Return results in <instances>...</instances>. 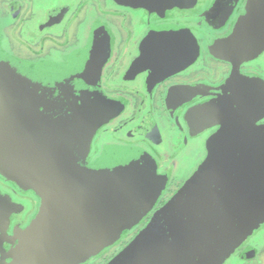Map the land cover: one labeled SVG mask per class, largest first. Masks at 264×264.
Returning a JSON list of instances; mask_svg holds the SVG:
<instances>
[{"label":"water","instance_id":"95a60500","mask_svg":"<svg viewBox=\"0 0 264 264\" xmlns=\"http://www.w3.org/2000/svg\"><path fill=\"white\" fill-rule=\"evenodd\" d=\"M263 50L264 0H248L233 33L211 47L234 66L225 95L190 111L221 125L205 159L106 264H224L264 223V125H256L264 87L254 105L239 85L240 64ZM103 58L59 66L0 54V175L41 197L8 264H84L140 224L164 191L166 178L142 148L112 146L87 160L117 111L101 90ZM13 210L0 192V236Z\"/></svg>","mask_w":264,"mask_h":264},{"label":"flooded vegetation","instance_id":"af4514ba","mask_svg":"<svg viewBox=\"0 0 264 264\" xmlns=\"http://www.w3.org/2000/svg\"><path fill=\"white\" fill-rule=\"evenodd\" d=\"M247 2L0 0V54L59 66H69L79 56L104 57L101 90L117 111L94 134L88 162L112 146L139 147L156 160L158 174L166 178L161 197L137 228L147 224L206 157L207 141L221 125L207 115L192 118L190 111L225 95L223 86L234 66L214 55L211 47L233 33ZM239 73L246 102L251 96L257 105L264 87V50L243 61ZM256 125H264V115ZM0 192L14 203L6 236H0V261L5 258L3 264H8L11 246L15 249L23 241L41 197L2 175ZM245 241L233 264L254 258V246Z\"/></svg>","mask_w":264,"mask_h":264},{"label":"rangeland","instance_id":"374dc122","mask_svg":"<svg viewBox=\"0 0 264 264\" xmlns=\"http://www.w3.org/2000/svg\"><path fill=\"white\" fill-rule=\"evenodd\" d=\"M187 179V178H186ZM185 178L182 181L186 180ZM145 225H139L132 232H130L127 236L122 237L116 243H114L111 247L106 249L101 254L95 256L84 264H106L111 258H113L119 251H121L136 235L137 233L144 227ZM246 245L251 244L254 246L255 255L254 258L248 260L245 264H264V223L258 227L254 233L246 239ZM240 246L226 259L224 264H233L234 259L236 258V253H238ZM233 260V261H232ZM237 264H244L237 263Z\"/></svg>","mask_w":264,"mask_h":264}]
</instances>
